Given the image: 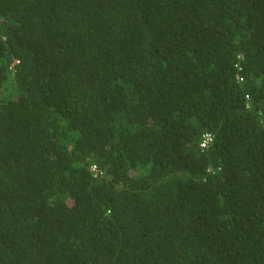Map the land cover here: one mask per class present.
Returning a JSON list of instances; mask_svg holds the SVG:
<instances>
[{"label": "trees", "instance_id": "trees-1", "mask_svg": "<svg viewBox=\"0 0 264 264\" xmlns=\"http://www.w3.org/2000/svg\"><path fill=\"white\" fill-rule=\"evenodd\" d=\"M0 264H264V0H0Z\"/></svg>", "mask_w": 264, "mask_h": 264}, {"label": "built area", "instance_id": "built-area-1", "mask_svg": "<svg viewBox=\"0 0 264 264\" xmlns=\"http://www.w3.org/2000/svg\"><path fill=\"white\" fill-rule=\"evenodd\" d=\"M238 79L243 80V78H241V77H238ZM211 142H212V136L210 134H206L204 136V141L202 142L201 145L203 148H206L211 144ZM90 169H91V171L95 177L102 174V172H100L99 169L97 168V166H95V165H92Z\"/></svg>", "mask_w": 264, "mask_h": 264}]
</instances>
